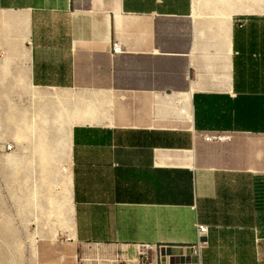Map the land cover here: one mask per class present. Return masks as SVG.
<instances>
[{"label":"crops","instance_id":"0c3cea01","mask_svg":"<svg viewBox=\"0 0 264 264\" xmlns=\"http://www.w3.org/2000/svg\"><path fill=\"white\" fill-rule=\"evenodd\" d=\"M227 1L0 0V74L54 90L32 115L49 134L25 137L65 184L38 264L86 246L106 264H264V0Z\"/></svg>","mask_w":264,"mask_h":264},{"label":"rangeland","instance_id":"374dc122","mask_svg":"<svg viewBox=\"0 0 264 264\" xmlns=\"http://www.w3.org/2000/svg\"><path fill=\"white\" fill-rule=\"evenodd\" d=\"M227 2L195 0V7L213 10ZM44 89L47 90L32 92L18 73L0 74V264H38L41 232L53 234L62 221L55 210V194L65 184L56 171L54 177H50L55 186L47 183L48 176L40 167L43 155L33 156L32 144L25 139L27 134H49L46 125L32 122L33 114L52 116L54 90ZM21 120L24 121L22 124ZM18 122L22 126L19 132L24 133L12 134V127L18 126ZM7 144H13V149H6ZM8 152H15L23 162L15 165L16 159L9 157ZM52 168H60L56 158ZM80 259L81 264H106L113 258L100 247L86 246L81 248Z\"/></svg>","mask_w":264,"mask_h":264},{"label":"built area","instance_id":"2783aa9c","mask_svg":"<svg viewBox=\"0 0 264 264\" xmlns=\"http://www.w3.org/2000/svg\"><path fill=\"white\" fill-rule=\"evenodd\" d=\"M115 49L118 50L119 46L116 43ZM206 140H216L223 138L222 134L219 132H208L204 135ZM14 147L13 144H7L6 149L12 150ZM198 231H199V240L197 244H195L193 248V254L197 257L201 258L203 249L208 245V238H209V227L205 224H198Z\"/></svg>","mask_w":264,"mask_h":264}]
</instances>
